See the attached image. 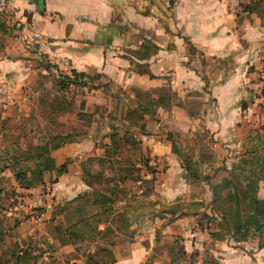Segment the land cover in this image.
Instances as JSON below:
<instances>
[{"label": "crops", "instance_id": "crops-1", "mask_svg": "<svg viewBox=\"0 0 264 264\" xmlns=\"http://www.w3.org/2000/svg\"><path fill=\"white\" fill-rule=\"evenodd\" d=\"M239 5L231 0H9L6 10L0 11V41H10L0 55V85L7 103L3 107L20 104L36 54L65 72L99 73L101 80L122 89L127 105L151 102L153 112L140 120L143 130L134 127L139 131V137H134L142 145V154L157 160L153 167L149 160L152 170H144L146 177L151 176L158 204L173 205L199 187L183 160L188 155L182 149L196 141L192 134L206 131L210 141L227 152L229 143L240 141L239 126L249 119L241 98L247 92L243 84L256 75L260 27L255 22L260 17L247 16ZM16 21L26 29L16 27ZM29 31L42 38L30 40ZM21 42L31 44L35 57L22 52ZM100 127L111 130L109 122ZM83 148L81 143H69L64 152L70 149L66 154L73 158V150ZM74 167L76 171L68 165L67 172L51 184V197L59 208L91 190L84 182L85 167ZM121 183L118 187L124 186ZM87 196L92 200V193ZM124 199L111 205L112 212L98 221L99 235L90 252L97 254L104 248L110 254L98 264H159L158 244L163 239L174 243L180 238L185 252L200 248L181 231L186 218L179 217L176 206L143 224L140 215L134 216L138 208L130 205L127 219L115 228L119 207L128 200ZM200 200L191 198V202ZM211 240L218 264H264V247H258L254 236L242 241L229 235ZM171 249L167 247L166 255Z\"/></svg>", "mask_w": 264, "mask_h": 264}, {"label": "rangeland", "instance_id": "rangeland-1", "mask_svg": "<svg viewBox=\"0 0 264 264\" xmlns=\"http://www.w3.org/2000/svg\"><path fill=\"white\" fill-rule=\"evenodd\" d=\"M248 3L250 7L244 9L246 12L244 13L252 18L254 15L260 17L255 22L259 23L258 27H260L257 35L258 46L260 45L259 62L256 64L257 68L252 66L253 70L255 68L256 75L252 80L243 84V87L246 85L244 88L247 92L241 98L248 107V122L239 126L237 136L240 141L229 143L227 152H222L220 147H216L213 141H210L209 133L206 131L192 134L191 139L196 138V141L192 142V146L188 144V148L184 147L182 151L183 155H188L186 159L188 158L191 165L197 169V174L203 183L199 181L197 189L190 190L185 197H180L173 205L158 204L159 200L153 190L151 176L146 177L143 166V160L147 162L150 160L149 164L152 167L156 165L157 160L149 159L148 156L142 154V145L139 143L134 145L132 141H127L118 143L116 149L111 145L106 148L110 143V138L105 135L109 132H105L100 125L108 122L113 126L122 125L121 118L127 107V101L124 97L122 98L124 96L122 89L116 88L107 79H102L101 81L105 84L97 88H91V84L85 87H71V91L65 92L64 97L66 101H72L74 108L64 111L54 110V106L49 101H55L59 95L55 91L53 74L47 75L43 71L45 60L42 55L36 54L30 83L20 97V104L12 102L3 107L7 104L6 100H3L6 99L5 93L0 95V229L3 232V238L0 240V260L4 264H16L10 257L11 251L17 252L20 249H24L25 252L30 253L31 257H35L34 264H87L91 255L93 262L96 259L97 261L105 260L109 257L106 252L100 254L90 252L99 235L96 233L98 221L106 215L92 218L80 224L77 230L67 232L63 238L65 243H63L60 238L66 230L65 226L80 217L77 216L78 212L83 210L84 213L81 212V215H86V211L92 214L98 208L86 207L84 201L80 200L64 208L62 213H56L59 204H55L51 197V184L56 177L55 173L51 176L47 173L43 184L23 189L18 187L10 167L7 166L11 163L12 154L19 153L31 144L41 143L44 139L47 141L55 133H75L72 142L65 143L57 149L58 164L67 161L73 170L76 169L75 165H81V167L92 169L93 172L100 171V174H97L99 178L89 177L93 188L88 190L87 195L89 193L91 195L93 189L102 190L105 187H113L120 180L118 177L121 175L128 177L125 183L121 181L124 186L121 185L116 194L115 202L125 200L124 198L128 200L124 207L122 206L123 208L119 207L120 211L114 219L118 221L114 223L115 228L121 227L123 213L130 208V205L138 208L139 212H135L134 216L140 215L143 224L150 219L154 220V217L164 213L165 209L175 206L177 207L176 212L180 213L179 217L186 218V222L182 221L180 229L188 235L190 240H194V243H200V248L185 252L180 244V238L174 243L160 239L158 251L161 250V252L157 256L160 260L159 264L218 263L214 257V242L211 240L215 221L208 217L214 215L210 206L212 193L208 184L215 186L220 194L225 195L231 187L221 188V186L224 185L226 179L233 178V174L236 175V182L242 186L246 184L244 176L251 177L252 170L258 173L261 171L264 176V0H241L238 8L243 9ZM21 44L22 52L29 51L28 55L35 57L30 43L21 42ZM6 46L9 48L10 41H5V43L0 41V55ZM22 52L18 51V53ZM34 64L38 65L34 66ZM93 83L97 84L98 81H93ZM41 95H45L49 101L47 103L40 101L38 97ZM142 98L145 99V97ZM125 126L128 127L129 135L139 137V131L133 129L130 122ZM120 132L122 135L123 130ZM69 143L73 145L81 143L84 148L82 151L74 149L72 158L71 155L66 154L70 153V149L64 152V147ZM54 151L56 150L51 151L52 156ZM230 151L231 155H228ZM75 158L79 161L73 164ZM26 164L31 166L32 162ZM263 182L260 181V185ZM257 196L261 201V206H264V191H258ZM192 197L201 200L191 202ZM76 208L80 210L75 211ZM164 217H169V214ZM155 218L158 219V216ZM192 230L197 233L199 231L200 236L192 238L190 236ZM80 231L81 234H79ZM113 240L116 241V238ZM104 242L109 244L110 239L106 238ZM167 247L172 249L166 255ZM171 259L172 263H168Z\"/></svg>", "mask_w": 264, "mask_h": 264}, {"label": "trees", "instance_id": "trees-1", "mask_svg": "<svg viewBox=\"0 0 264 264\" xmlns=\"http://www.w3.org/2000/svg\"><path fill=\"white\" fill-rule=\"evenodd\" d=\"M249 3L245 5L243 9H249ZM42 55V54H41ZM42 57L45 60V64L43 65V71L49 75L53 74V84L56 88L55 91L59 95L55 99V101H49L45 95H41L38 97L40 101H49L54 106V110L64 111L71 110L74 108L71 100H65V92L71 91V87L82 86L85 87L88 84H91V88H97L98 86H102L101 84V75L97 72L95 73H87L84 71H77L76 69H71L69 72L62 71L58 68L56 64L49 62L44 55ZM38 65V64H37ZM55 72V73H53ZM93 81H98L97 84H94ZM83 105V102H82ZM151 102H140L136 106L133 104H128L124 115L121 118L122 125L118 127V125L113 126L110 125L111 130L105 136L109 137L110 143L106 146H112L114 149L117 148L118 143L132 141L135 145L139 143L133 136L129 135L128 127L125 126L130 122L131 126L139 127L140 130H143L144 126L140 124V120H142L144 114L152 113ZM81 116L84 114L80 113ZM125 120V121H124ZM120 121V122H121ZM128 122V123H126ZM121 130H123V134L121 135ZM75 133H55L50 136V139L46 141L44 139L41 143L30 145L25 149L19 151V153H14L11 155V163L7 165L10 167L13 177L18 185V187L23 189H30L35 187L38 184H43L45 182L44 176L49 173H55L56 177L53 179H57L58 176L67 172L68 163L67 161H63L60 164H57L55 158L51 155V151L56 150L63 146L65 143L72 142L74 139ZM111 148V147H110ZM115 151V150H114ZM109 153V151H107ZM143 159V157H142ZM101 159L99 158V161ZM185 168L189 173V176L192 178L194 182L201 181V177L197 174V170L195 167L191 165V161L189 159H183ZM247 162L246 158L244 159ZM32 162V165L29 166L26 163ZM102 162V160L100 161ZM99 162V163H100ZM146 160H143V166L148 170H152V167L147 164ZM119 172V171H118ZM250 173H253L251 177L244 176L246 179V184L244 186L238 184L235 180L236 175L233 174V178L226 179L223 187H231L225 195L219 193L215 186H212L210 183L208 184L212 193L210 206L214 212V215H210V219L212 218L215 221L214 228L211 233V237L214 240H222L226 236H231L234 241H242L246 240L249 237H256L258 239V247H264V206H261V201L259 200L257 193L258 191H264V182L260 185V181H264V176L255 170H252ZM97 174H100V171H92L91 169H84V182L93 188V183L90 181V178L97 177ZM120 174V172H119ZM255 175V176H254ZM254 176V177H253ZM90 177V178H89ZM119 182L125 181L128 179L126 175H121ZM208 179V177H204ZM117 181V180H116ZM118 181L113 185V187H105L102 190L93 189L92 190V200L90 196L78 195L74 199L65 202V204L58 209L56 213L63 212L64 208H68L75 202H79L80 200L84 201V205L98 208L97 212L92 214H88L86 211V215H81L80 213L84 211L80 209H75V211H79L77 216V220L70 222L67 226H65V232L61 235V240L65 243V235L67 232L72 230H77V227L85 222H88L92 218L100 215H108L112 212V206L116 201V194L118 192ZM220 186V185H219ZM259 189V190H258ZM54 213V214H56ZM82 213V214H83ZM127 219L126 212L123 213V219ZM77 233V231H75ZM82 232L80 231L79 234ZM97 234L98 231H96ZM3 238V232L0 229V240ZM102 252L108 253V250L104 248H100L97 254ZM110 256V254H108ZM11 258L14 259L16 264H34L35 257H31L30 253L25 252V250L20 249L17 252L11 251ZM31 260V262H29ZM33 260V261H32ZM93 260L92 255L90 256L89 262L87 264H98L99 260ZM0 264H4L3 261L0 260ZM218 264V263H215Z\"/></svg>", "mask_w": 264, "mask_h": 264}, {"label": "built area", "instance_id": "built-area-1", "mask_svg": "<svg viewBox=\"0 0 264 264\" xmlns=\"http://www.w3.org/2000/svg\"><path fill=\"white\" fill-rule=\"evenodd\" d=\"M8 1L9 0H0V11H4L6 10V7H7V4H8ZM233 2V4L235 6L239 5L240 4V1L241 0H231ZM15 26L18 27L20 30H25L26 28L19 22V21H16L15 22ZM28 36H29V39L30 40H40L42 38V35L36 31H29L28 32ZM3 92V87L0 85V95L2 94ZM198 233L197 231H192V237H197Z\"/></svg>", "mask_w": 264, "mask_h": 264}]
</instances>
